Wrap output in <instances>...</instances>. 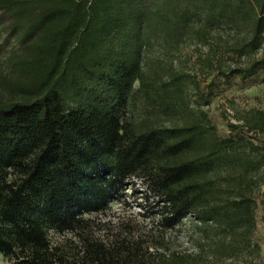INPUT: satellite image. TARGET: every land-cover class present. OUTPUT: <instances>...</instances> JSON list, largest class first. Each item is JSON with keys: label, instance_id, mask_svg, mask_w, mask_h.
<instances>
[{"label": "trees", "instance_id": "trees-1", "mask_svg": "<svg viewBox=\"0 0 264 264\" xmlns=\"http://www.w3.org/2000/svg\"><path fill=\"white\" fill-rule=\"evenodd\" d=\"M1 32L13 41L0 56V254L10 264H192L127 236L50 243L49 229H83L82 214L137 174L167 225L192 216L226 249L249 245L264 147L219 137L191 101L201 96L193 75L168 52L189 39L207 45L202 72L260 70L264 83V0H0ZM153 45L164 58L149 57ZM224 55L245 62L224 69ZM129 98L140 115L125 114ZM237 120L264 134V109Z\"/></svg>", "mask_w": 264, "mask_h": 264}, {"label": "rangeland", "instance_id": "rangeland-1", "mask_svg": "<svg viewBox=\"0 0 264 264\" xmlns=\"http://www.w3.org/2000/svg\"><path fill=\"white\" fill-rule=\"evenodd\" d=\"M12 43V40L4 39V32L0 33L1 57L8 52ZM206 48L207 45H195L192 40L183 39L177 48L168 52L173 67L193 75L192 79L201 92L200 97L191 94V101L207 112L219 137L237 133L246 141L264 147V134L247 129L237 120L248 109H264V83L260 82L263 71L243 78L237 75L226 77L216 71L209 74L202 72L198 56H202ZM263 51L264 44L256 56ZM148 55L161 59L165 57L164 50L157 45H153ZM233 61L242 65L245 58L229 60L224 55L221 65L225 69ZM124 108L125 114L137 116L142 113L140 102L131 98ZM229 123L239 126L230 130ZM250 196L254 205V225L248 234L249 245L240 246L235 251L226 249L227 241L214 234L213 230L206 236L192 216L167 225L162 218L167 210L149 180L142 174L131 175L124 180L113 199L101 210L82 214L83 219L87 220L83 229H49L47 237L52 244L73 242L78 245L84 236L101 240L127 236L143 240L149 250L153 249L152 243H158L165 251L188 253V260L192 264H264V184L253 186ZM0 264H10V261L0 254Z\"/></svg>", "mask_w": 264, "mask_h": 264}]
</instances>
